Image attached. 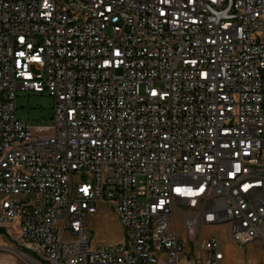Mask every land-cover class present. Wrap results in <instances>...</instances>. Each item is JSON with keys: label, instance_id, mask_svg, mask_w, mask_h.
I'll return each mask as SVG.
<instances>
[{"label": "built area", "instance_id": "obj_1", "mask_svg": "<svg viewBox=\"0 0 264 264\" xmlns=\"http://www.w3.org/2000/svg\"><path fill=\"white\" fill-rule=\"evenodd\" d=\"M19 92L50 120L18 119ZM100 205L122 243L90 246ZM218 225L264 243V0H0V251L220 264Z\"/></svg>", "mask_w": 264, "mask_h": 264}, {"label": "rangeland", "instance_id": "obj_2", "mask_svg": "<svg viewBox=\"0 0 264 264\" xmlns=\"http://www.w3.org/2000/svg\"><path fill=\"white\" fill-rule=\"evenodd\" d=\"M16 117L32 123L47 122L53 112V99L46 93L19 92L16 98ZM49 135L50 132L41 133ZM183 215H175L176 229L187 244V251H193L183 225ZM89 244L113 246L123 242L124 232L108 205H100L98 212L89 218ZM202 240L214 237L218 240L223 260L220 264H264V243L249 242L243 246L235 244L229 236L228 225L203 226ZM15 235L0 234V247L19 248ZM3 262V263H2ZM0 264H17L15 256L8 250L0 251Z\"/></svg>", "mask_w": 264, "mask_h": 264}, {"label": "trees", "instance_id": "obj_3", "mask_svg": "<svg viewBox=\"0 0 264 264\" xmlns=\"http://www.w3.org/2000/svg\"><path fill=\"white\" fill-rule=\"evenodd\" d=\"M0 234H3V235H5V236H8L5 232H3V231H0Z\"/></svg>", "mask_w": 264, "mask_h": 264}, {"label": "crops", "instance_id": "obj_4", "mask_svg": "<svg viewBox=\"0 0 264 264\" xmlns=\"http://www.w3.org/2000/svg\"><path fill=\"white\" fill-rule=\"evenodd\" d=\"M3 263V262H2Z\"/></svg>", "mask_w": 264, "mask_h": 264}]
</instances>
